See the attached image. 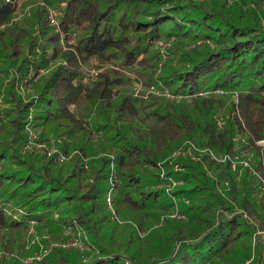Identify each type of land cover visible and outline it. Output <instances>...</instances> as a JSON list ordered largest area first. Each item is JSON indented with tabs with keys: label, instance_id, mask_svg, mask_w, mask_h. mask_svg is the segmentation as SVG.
<instances>
[{
	"label": "trees",
	"instance_id": "trees-1",
	"mask_svg": "<svg viewBox=\"0 0 264 264\" xmlns=\"http://www.w3.org/2000/svg\"><path fill=\"white\" fill-rule=\"evenodd\" d=\"M232 3L0 0V264L30 230L84 247L37 264H264V0ZM31 111L72 156L24 150ZM193 144L175 202L156 166Z\"/></svg>",
	"mask_w": 264,
	"mask_h": 264
},
{
	"label": "built area",
	"instance_id": "built-area-1",
	"mask_svg": "<svg viewBox=\"0 0 264 264\" xmlns=\"http://www.w3.org/2000/svg\"><path fill=\"white\" fill-rule=\"evenodd\" d=\"M228 1L232 2L233 0H228ZM50 15L53 16L52 14ZM95 74H97V71L92 70V76H94ZM90 76H91V71H90ZM88 79L89 77L86 78V80ZM151 90L154 91L155 87H152ZM137 91H139V89H137ZM32 119L33 117L28 118V122L25 125V131L27 132L26 147L29 149V151L41 154L42 156H46L47 158L51 156L55 157L57 161L67 160L69 156L71 155H67L66 152H64L62 149L59 148V145L61 142L60 139L52 138L51 140L43 141V142H40L38 140V136H37L38 133H36L35 132L36 130L34 129L35 130L34 131L32 127ZM218 124L221 126L222 122L219 121ZM34 133H36V136ZM260 143L264 144V141H261ZM204 151L205 149H202L199 146H195L194 144L191 145L190 147L183 146L178 151L171 153L168 157H166V159L160 161L158 165L156 166V169L160 171L161 177L163 178V181L159 183L158 187H162L163 189H165L166 192L169 194V196H171L175 202L184 200V198H180L177 194H175V190H177L178 187H180L183 184V181L177 178L175 175L168 173L167 168L165 167L166 160L167 159L170 160L169 165L173 169V172L179 173L183 170V168L180 166V164L175 163L174 160H177L180 158H190V159L196 160L198 155L205 153ZM211 155L213 159H219L221 161L225 160L226 158L225 156L221 158L213 152H211ZM238 164L243 165L244 167L250 166L249 161H247V159L240 160L239 156L237 155L235 159L232 160V167L236 168ZM113 191H114L113 189H110L108 191L106 201H107L108 208L113 213H115V201H114ZM170 216L171 217H182L183 215L179 213V210L175 209V211H172V214ZM163 222H164V218L162 220V223ZM58 246H61V247L78 246V247L83 248V244L80 242L78 238H76L74 241L68 240L65 243L58 242ZM51 248H49V250H51ZM49 250L46 251V253H48Z\"/></svg>",
	"mask_w": 264,
	"mask_h": 264
},
{
	"label": "rangeland",
	"instance_id": "rangeland-1",
	"mask_svg": "<svg viewBox=\"0 0 264 264\" xmlns=\"http://www.w3.org/2000/svg\"><path fill=\"white\" fill-rule=\"evenodd\" d=\"M227 2H228V4H230L231 5V3L233 2H230V1H228V0H226ZM235 1V0H234ZM232 4H234V3H232ZM61 11H59V10H57V9H55V8H51L50 9V14H52L53 16H52V19H53V21L54 22H56L57 23V21H58V19H59V17H60V15H61ZM51 16V15H50ZM81 27V26H80ZM79 28V27H78ZM76 37H73V41H76ZM170 46V44H163L162 42H158V44H157V47L159 48V50H161V54L164 56V58H166V52H167V47H169ZM105 69V67H97L96 65H94L92 68H91V78H96L97 76H98V74H99V72H102L103 70ZM92 70H95V71H97V74H95L94 76H92ZM88 81V80H87ZM136 87H137V89H141V85L140 84H137L136 85ZM153 92H156L157 94H162V93H165L166 95H168L169 94V92H166V91H162V90H160L159 88H155V90L153 91ZM169 96V95H168ZM169 97H173V95H171L170 94V96ZM0 102L2 103L3 102V98L1 97V95H0ZM30 117H33L34 118V114H33V112L31 111L29 114H28V118H30ZM28 118H27V120H28ZM224 121V120H223ZM222 120H221V122H222V124L224 123ZM33 127V126H32ZM35 128H33V130H34ZM35 131V130H34ZM36 133H38L37 132V130L35 131ZM36 133H34L35 134V136H36ZM25 135H26V139H25V143H24V150L25 151H27V152H31V151H29V149L26 147V145H27V143H26V141H27V132L25 131ZM37 136H38V140L40 141V142H43V141H46V140H43L40 136H39V133L37 134ZM52 138H54V136H52ZM235 140H238L237 141V143H239V142H241V141H244V139H242V138H239V137H236L235 138ZM60 145H59V148L61 149L62 147H63V145L65 144V139L63 138V140H61L60 139ZM239 147H240V145H239ZM240 149V148H239ZM33 153H35V152H33ZM71 156L74 154V151H72V152H70L69 153ZM242 157H244L242 154H240L239 155V158L240 159H242ZM255 159L254 158H248L247 159V161H249V165L253 168L254 167V165H253V162H255L254 161ZM256 163V162H255ZM243 166V165H242ZM242 166H240V165H237V167L236 168H234V169H239V167H240V169H244ZM249 166V167H250ZM261 195H262V192L260 193ZM112 212V211H111ZM113 213V212H112ZM115 213H116V211H115ZM126 223H124L123 221H119V225H121V226H123V225H125ZM135 228V229H134ZM133 228V231L135 230L136 231V226ZM132 230V229H131ZM259 233H260V235H262V237L264 238V230H261V231H259ZM141 235H143V234H141ZM43 237H45V238H47L48 239V236L47 235H44V236H42L41 234H39V232H37L36 230H30V232L29 233H27V234H25V236H23V244L21 245L22 246V250H21V252L23 253V252H26L25 253V255H22L21 257H20V260L21 261H23L24 262V264H37V262H40V261H42L43 259H45V257L49 254V252L48 253H46V251H48L49 250V248H51V246H52V248L55 246V245H57L58 246V242H55V241H53V240H51L53 243H50V244H44V242H43ZM120 237V239H122V237L121 236H119ZM76 239V237H74V236H72V237H69V238H67V240H65L63 243H65L66 241H68V240H72V241H74ZM79 239V238H78ZM80 240V239H79ZM81 242V241H80ZM48 248V249H47ZM52 248H51V250H52ZM66 248H70V247H66ZM84 248V247H83ZM4 254L1 252V250H0V258H2V256H3Z\"/></svg>",
	"mask_w": 264,
	"mask_h": 264
}]
</instances>
